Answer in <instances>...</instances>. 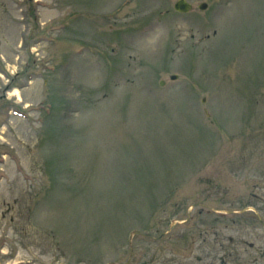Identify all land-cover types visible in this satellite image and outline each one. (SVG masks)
<instances>
[{"label": "rangeland", "instance_id": "374dc122", "mask_svg": "<svg viewBox=\"0 0 264 264\" xmlns=\"http://www.w3.org/2000/svg\"><path fill=\"white\" fill-rule=\"evenodd\" d=\"M175 1L0 0V264H195L264 199V0Z\"/></svg>", "mask_w": 264, "mask_h": 264}, {"label": "flooded vegetation", "instance_id": "af4514ba", "mask_svg": "<svg viewBox=\"0 0 264 264\" xmlns=\"http://www.w3.org/2000/svg\"><path fill=\"white\" fill-rule=\"evenodd\" d=\"M261 196V193H253L254 202L249 200L250 205L236 210L205 207L208 222L203 231L202 256H195V264H264V199ZM238 213L249 215L244 221L247 223L245 231H242L244 223L240 220L242 216L237 218ZM246 231H250V240L243 237ZM185 261L191 264L187 259L176 263L185 264Z\"/></svg>", "mask_w": 264, "mask_h": 264}, {"label": "water", "instance_id": "95a60500", "mask_svg": "<svg viewBox=\"0 0 264 264\" xmlns=\"http://www.w3.org/2000/svg\"><path fill=\"white\" fill-rule=\"evenodd\" d=\"M173 7L176 11L184 13V12L190 11L192 8V5L189 2H187L186 0H176ZM206 7H207L206 2H202L198 5V8L202 9V10L205 9ZM176 77H177V75H175V74L170 76V78H172V79L176 78ZM163 83L164 82L162 81L161 84H163ZM205 112H206V110H205Z\"/></svg>", "mask_w": 264, "mask_h": 264}, {"label": "bare ground", "instance_id": "6f19581e", "mask_svg": "<svg viewBox=\"0 0 264 264\" xmlns=\"http://www.w3.org/2000/svg\"><path fill=\"white\" fill-rule=\"evenodd\" d=\"M16 90H17V88L15 90H13V91H14L15 94H18V98H19V96H20L19 93L20 92L18 90L17 91Z\"/></svg>", "mask_w": 264, "mask_h": 264}]
</instances>
